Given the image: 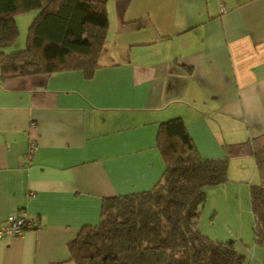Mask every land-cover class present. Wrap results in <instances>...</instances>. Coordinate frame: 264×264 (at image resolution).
Masks as SVG:
<instances>
[{
  "label": "crops",
  "instance_id": "obj_1",
  "mask_svg": "<svg viewBox=\"0 0 264 264\" xmlns=\"http://www.w3.org/2000/svg\"><path fill=\"white\" fill-rule=\"evenodd\" d=\"M103 1L108 27L91 78L79 70L0 77V225L20 209L34 220L0 238V264H74L68 243L97 224L102 198L160 178L157 133L167 119L181 117L206 158L264 134V0ZM27 13L29 24L35 12ZM226 175L205 188L201 213L212 209L197 224L213 239H234L244 264H264L249 213V184L264 175L250 155L230 157ZM236 178L251 229L225 223L213 234L220 192ZM232 203L224 211L233 222Z\"/></svg>",
  "mask_w": 264,
  "mask_h": 264
},
{
  "label": "trees",
  "instance_id": "obj_2",
  "mask_svg": "<svg viewBox=\"0 0 264 264\" xmlns=\"http://www.w3.org/2000/svg\"><path fill=\"white\" fill-rule=\"evenodd\" d=\"M35 12L24 46L16 17ZM103 0H0V77L98 67L107 32ZM164 170L153 187L102 198L97 224L84 225L68 243L74 264H244L234 239L215 240L198 227L206 186L227 180L230 157L250 155L264 175V134L224 144V156L202 157L181 117L160 123ZM253 239L264 246V178L249 184ZM18 212V211H17Z\"/></svg>",
  "mask_w": 264,
  "mask_h": 264
},
{
  "label": "rangeland",
  "instance_id": "obj_3",
  "mask_svg": "<svg viewBox=\"0 0 264 264\" xmlns=\"http://www.w3.org/2000/svg\"><path fill=\"white\" fill-rule=\"evenodd\" d=\"M26 14H29V13H24L21 15V17H19V20H18V28H19V34H18V37L17 39L11 44V46L8 48V49H19V48H22L24 46V40H25V35H26V30H27V27L29 24H26V20L25 18H27V16L29 15H26ZM20 16V15H19ZM25 21V22H24ZM237 180H229V182H225L224 184H227L228 185V188L229 190H226V191H221L220 195H219V198L221 200V210L223 211H220L218 214L215 215V222L211 224V229L213 230V234H217V231L214 232V229L215 227L218 225L220 226V230L222 227H224V224L225 223H228L230 224V227L232 228H235V229H241L242 230V227H244L246 229V226H248L250 229H251V224H252V220H250L249 218H247V215L244 213L245 211L242 210L244 208V205L243 204V201L245 198H243V196H239V195H243L242 193V190L241 188H238V185H242L241 180L239 178H236ZM258 180V179H257ZM255 180L254 183H257L259 182V180L257 181ZM238 181V182H237ZM243 181V180H242ZM224 184H222L221 186H223ZM209 186V185H208ZM207 188V186H206ZM224 202H228V203H231L233 202L232 204H236L234 205L236 209V214H235V218H234V221L232 222L231 219H233V216L230 217L228 216L227 213H225L224 211ZM212 204L211 203H208L206 207H204V211H202L201 214H203V216L205 217L206 216V213L211 211V206ZM242 205V206H241ZM218 207V206H217ZM249 213H250V209H249ZM210 219V218H209ZM227 220L231 221V223L229 222H226ZM227 226V225H226ZM198 227L199 229L205 233V234H210L211 233V230L209 228H207L206 226L205 227H202L201 224H198ZM230 227H226L224 230L226 229H229ZM231 228V230H232ZM237 229V230H238ZM223 232V231H222ZM228 232V230H227ZM221 233V232H220ZM207 234V235H208ZM227 234V233H226ZM209 236V235H208ZM213 239V238H212ZM222 239H225V238H215V240H222ZM228 239H232V238H228Z\"/></svg>",
  "mask_w": 264,
  "mask_h": 264
},
{
  "label": "built area",
  "instance_id": "obj_4",
  "mask_svg": "<svg viewBox=\"0 0 264 264\" xmlns=\"http://www.w3.org/2000/svg\"><path fill=\"white\" fill-rule=\"evenodd\" d=\"M33 125V124H32ZM35 144L29 145V153L33 152ZM34 227V220L29 216L26 209H20L16 213H9L0 225V238L20 235L24 230Z\"/></svg>",
  "mask_w": 264,
  "mask_h": 264
}]
</instances>
